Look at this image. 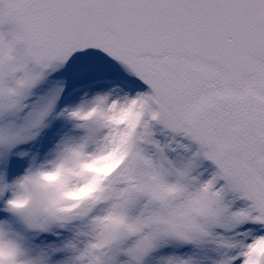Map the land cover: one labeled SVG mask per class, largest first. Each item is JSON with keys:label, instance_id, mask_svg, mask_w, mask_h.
Segmentation results:
<instances>
[{"label": "snow or ice", "instance_id": "snow-or-ice-1", "mask_svg": "<svg viewBox=\"0 0 264 264\" xmlns=\"http://www.w3.org/2000/svg\"><path fill=\"white\" fill-rule=\"evenodd\" d=\"M0 264H264V0H0Z\"/></svg>", "mask_w": 264, "mask_h": 264}]
</instances>
